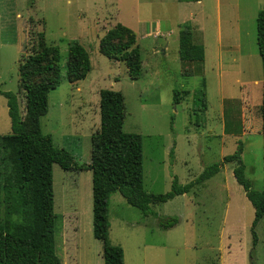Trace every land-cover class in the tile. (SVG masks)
<instances>
[{
	"label": "rangeland",
	"instance_id": "1",
	"mask_svg": "<svg viewBox=\"0 0 264 264\" xmlns=\"http://www.w3.org/2000/svg\"><path fill=\"white\" fill-rule=\"evenodd\" d=\"M260 9L264 0H0V89L18 93L20 55L30 51L35 33L43 31L46 41L59 49L61 82L48 93L41 130L77 163L90 160L91 132L100 122L99 94L93 89H114L125 98L123 130L142 136L143 186L148 192H167L173 180H194L233 153L239 142L244 174L260 190L263 69L255 27ZM217 16L224 27L240 25L241 35L227 31L219 37ZM117 22L136 34L138 79L128 76L124 62L98 50L99 38ZM185 23L193 41L204 46L203 61L179 57L178 33ZM201 23L204 32L198 30ZM72 40L86 48L91 62L90 72L77 84L66 77ZM201 88L204 111L192 108ZM19 105L23 113L21 95ZM10 131L6 98L0 94V135ZM233 165L222 163L203 185L151 204L156 214L144 215L119 192L112 193L109 239L123 248L124 264H263V222L251 229L254 209L235 180ZM53 193L55 244L66 225L69 264H76L75 259L77 264H103L102 242L92 233L91 171H65L53 164ZM170 217L178 222L159 225Z\"/></svg>",
	"mask_w": 264,
	"mask_h": 264
},
{
	"label": "trees",
	"instance_id": "2",
	"mask_svg": "<svg viewBox=\"0 0 264 264\" xmlns=\"http://www.w3.org/2000/svg\"><path fill=\"white\" fill-rule=\"evenodd\" d=\"M198 1V0H185ZM179 57L183 61H203L202 43L193 41L191 26L183 24L178 33ZM256 43L263 69L262 99L259 106L262 133L263 187L252 188L244 174L242 143L236 150L213 163L192 181L173 180L164 193L148 192L143 186V141L135 132L123 130L125 98L120 90H99L98 128L91 134L90 160L77 163L63 147L53 144L49 133L41 130L40 118L48 111V93L60 82V52L48 43L43 31L35 33L32 47L18 60V93L3 91L11 131L0 135V264H62L55 251L57 215L54 212L53 164L65 171L90 170L92 174V233L102 242L103 264H124L123 248L109 239L108 201L119 192L144 215L156 214L151 204L163 203L189 192L220 170L222 163H233L235 180L245 191L254 209L251 229L263 222L264 264V9L256 15ZM99 52L112 61L124 62L128 76L138 79L141 72L140 48L135 32L117 22L99 38ZM91 69L89 52L78 41L68 42L66 77L69 83L84 79ZM204 85V83H203ZM174 94V102H179ZM19 95L24 98L20 110ZM194 110H206V93L196 92ZM178 222L176 217L160 219L163 228ZM254 236V234H253ZM255 241V240H254Z\"/></svg>",
	"mask_w": 264,
	"mask_h": 264
},
{
	"label": "crops",
	"instance_id": "3",
	"mask_svg": "<svg viewBox=\"0 0 264 264\" xmlns=\"http://www.w3.org/2000/svg\"><path fill=\"white\" fill-rule=\"evenodd\" d=\"M202 0H198V1H192V2H197V3H199V2H201ZM230 26H226V27H224V26H222V21H221V19L219 18V16H217V18H216V31H217V34H218V36L220 37L221 35H222V33L223 32H227V31H229V33L232 31L235 35L237 34V35H239L240 33H242L241 31V28H240V25H232V22H230V23H228ZM203 25H204V23H201V25H200V27L198 28V30H200V31H202V32H204L205 31V29L203 28ZM255 25H256V17H255ZM228 27V28H227ZM256 27V26H255ZM233 28V29H232ZM155 34H158V29L155 31ZM241 35V34H240ZM204 47V46H203ZM221 49H222V45L220 46V49L218 50V52H217V57L219 58L220 57V52H221ZM259 53V52H258ZM260 57V56H259ZM204 58H205V54H204ZM220 59V58H219ZM204 60V59H203ZM260 61H261V59H260ZM91 63V62H90ZM91 70V69H90ZM90 72V71H89ZM87 76V75H86ZM86 78V77H85ZM84 78V79H85ZM82 80V79H81ZM80 80H78V81H75V82H73V83H71V84H77L78 82H79ZM254 83L255 84H258V80H256L255 79V81H254ZM76 89L78 90V89H80V87L78 86V87H76ZM94 91H95V95L96 94H99V90L98 89H93ZM78 91H80V90H78ZM242 97H246V96H242ZM99 126V125H98ZM98 126L96 127L95 126V130L98 128ZM91 134H92V132H91ZM89 161V160H88ZM88 161H86V162H88ZM70 171H74V170H70ZM88 171V170H87ZM90 171V170H89ZM66 230H67V226L66 225H64L63 226V228H62V231H61V234H63L62 235V239H61V242H59L58 244H55V251H56V248H57V251H56V254L58 255V253L57 252H59V255L58 256H60L59 258H60V260H61V263L62 264H69V260L67 259V258H71V257H69V253H68V240H67V232H66ZM77 246H74V248H76ZM61 252V253H60ZM103 258V257H102ZM75 262H76V264H77V261H76V259H75Z\"/></svg>",
	"mask_w": 264,
	"mask_h": 264
}]
</instances>
